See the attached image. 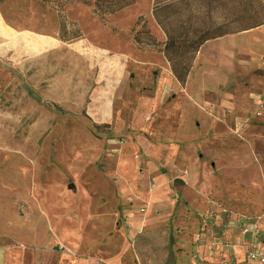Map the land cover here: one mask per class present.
<instances>
[{
    "label": "rangeland",
    "instance_id": "1",
    "mask_svg": "<svg viewBox=\"0 0 264 264\" xmlns=\"http://www.w3.org/2000/svg\"><path fill=\"white\" fill-rule=\"evenodd\" d=\"M157 6L135 0L101 21L90 3L75 0L65 12L83 36L64 42L55 0H0V239L9 244L7 264H259L249 256L257 242L242 229L257 225L264 239V34L224 42L252 46L253 58L230 96L210 97V115L225 116L229 134L219 143L211 122L215 139L204 159L201 149L196 156L206 168L192 172L199 186L206 172V197L233 213L236 227L214 229L202 250L188 252L177 209L152 215L149 206L154 190L169 192L168 185L180 201L176 189L186 181L178 176L188 170L177 176L164 161L144 191L140 127L156 114L138 108L158 58L138 50L130 31L139 13L150 23ZM110 71L114 87L106 95L97 87ZM164 99L156 104L172 102L171 92Z\"/></svg>",
    "mask_w": 264,
    "mask_h": 264
},
{
    "label": "crops",
    "instance_id": "2",
    "mask_svg": "<svg viewBox=\"0 0 264 264\" xmlns=\"http://www.w3.org/2000/svg\"><path fill=\"white\" fill-rule=\"evenodd\" d=\"M149 26L160 40L166 38L164 31L153 16L150 17ZM262 33L264 34V24L250 30L207 41L200 48L184 86L175 78L169 62L162 53H160L161 55L153 51H146L145 53L147 56L152 57L151 61L155 58H158V61H156L157 64L155 66L147 70L150 88L144 94L143 104L138 108L139 112L144 113L150 110L156 114L153 122L143 121L140 127L144 137L142 140L143 151L141 156L144 164L142 171L145 180L144 191L147 192L146 177L150 175L158 176L163 170L164 161L170 164L171 170L177 176L181 175L184 169L188 170V175L178 176L184 178L186 181L185 186L176 189V192L181 193L180 201L175 202L172 199V189L168 185L170 187L169 192L166 188L154 190L150 197L151 203L149 205L152 215L159 214L160 210L166 207L172 210L177 209L176 218L185 227L184 232L187 233V237L190 239L188 252L193 251L194 248L196 249L195 245H198V249L201 248L202 250L205 240L212 241L216 230H220L223 227L228 228V230H233L236 227L235 215L233 213L230 214V211L222 207L221 204L206 197L204 186L209 179L206 172H204V181L200 186L193 181L192 176L200 168L202 171L206 168V161H199L196 156L198 155V150L201 149L199 156L202 154V158L200 160L204 159L209 140L215 139V134H210L208 131L211 122H217L220 129L217 132L219 143L225 144L226 137L229 134V131H226L229 120L223 115L218 118L210 115L209 101L212 100L210 97L221 95L230 96L229 92H233L235 85L243 73V63H247L249 58H253L251 54L252 46L244 44L250 46L247 49L242 48V43H233L229 45L230 47L232 46V49L227 50L226 47H229L228 43L224 42L234 40L232 38L236 37L251 36L247 38V41H249L251 38H259ZM254 46L259 47L258 44ZM217 48L220 49V52L217 50L218 53H215ZM105 68H108V66H105ZM150 73H157V76L154 77ZM110 74L112 75L111 71L109 73L106 72L104 79L105 85H103L102 81L100 87H97L103 90L105 89L106 95L110 94L114 87L113 78L111 76L108 77ZM178 87L183 88V91H180ZM169 92H171L173 97L172 102L156 104L157 100L164 101V97ZM181 95V102H176L181 99ZM225 105L232 108L231 104ZM197 130H200V133H197ZM259 158L264 166V151ZM207 172H209L208 166ZM137 186H131V190L133 192L141 190ZM145 195L146 193L143 192V196ZM135 198V201L138 202L137 199L141 198V196L135 195ZM226 211L229 212L228 215L224 213ZM136 215L132 212L131 217L138 220L139 217ZM255 220L256 217H251L250 224ZM153 224L158 226L159 223L154 222ZM252 228L246 231L247 233H244V235L250 234L257 242L258 246L252 247L250 251L253 248H258L264 253L263 234H260V230L263 229L259 228L256 234ZM214 229L216 230L214 231ZM214 238L218 242V239L216 237ZM8 245L6 241L3 242L0 239V264H7L6 249ZM213 249L211 250L210 248L208 253L213 254Z\"/></svg>",
    "mask_w": 264,
    "mask_h": 264
},
{
    "label": "trees",
    "instance_id": "3",
    "mask_svg": "<svg viewBox=\"0 0 264 264\" xmlns=\"http://www.w3.org/2000/svg\"><path fill=\"white\" fill-rule=\"evenodd\" d=\"M59 37L64 42L83 36L77 21L66 16L65 5L75 0H55ZM103 21L135 3V0H86ZM152 14L164 31L160 40L148 18L140 14L131 31L134 46L141 51L162 53L178 82L184 86L200 48L209 40L250 30L264 24V0H153Z\"/></svg>",
    "mask_w": 264,
    "mask_h": 264
},
{
    "label": "built area",
    "instance_id": "4",
    "mask_svg": "<svg viewBox=\"0 0 264 264\" xmlns=\"http://www.w3.org/2000/svg\"><path fill=\"white\" fill-rule=\"evenodd\" d=\"M145 210V209H142ZM257 227V225H255V228ZM253 228V230L255 229ZM247 231V229H242V233H245ZM249 256L252 260L259 262L260 264H264V253L258 249V248H253L250 252H249Z\"/></svg>",
    "mask_w": 264,
    "mask_h": 264
},
{
    "label": "water",
    "instance_id": "5",
    "mask_svg": "<svg viewBox=\"0 0 264 264\" xmlns=\"http://www.w3.org/2000/svg\"><path fill=\"white\" fill-rule=\"evenodd\" d=\"M70 186L73 187V184H71Z\"/></svg>",
    "mask_w": 264,
    "mask_h": 264
},
{
    "label": "bare ground",
    "instance_id": "6",
    "mask_svg": "<svg viewBox=\"0 0 264 264\" xmlns=\"http://www.w3.org/2000/svg\"><path fill=\"white\" fill-rule=\"evenodd\" d=\"M70 42H72V40Z\"/></svg>",
    "mask_w": 264,
    "mask_h": 264
}]
</instances>
